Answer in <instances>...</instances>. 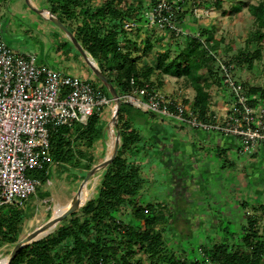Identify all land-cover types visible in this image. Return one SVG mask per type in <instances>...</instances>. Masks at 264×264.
<instances>
[{"label":"trees","instance_id":"16d2710c","mask_svg":"<svg viewBox=\"0 0 264 264\" xmlns=\"http://www.w3.org/2000/svg\"><path fill=\"white\" fill-rule=\"evenodd\" d=\"M148 1L150 6L155 2ZM49 3L51 12L63 21L74 16L70 10L71 4L80 5L76 0H49ZM120 3L121 0H111L94 13L84 11L88 21L94 25L88 27L81 24L80 33L74 34L83 49L97 61L98 67L120 96L132 87L145 83L156 89L157 81L151 79L154 74L158 77L165 75L184 79L193 89L194 96L192 99H183V102L201 119L208 120L211 112L208 92L210 84L201 80L198 71L206 67L209 61L216 64L218 81L224 86L223 76L212 49L201 37L189 33L184 36V49L176 56L166 61L168 54L164 51L158 54L155 65L145 63L140 67V58L134 56L131 49H124V46L132 44L131 36L142 29L147 19L144 12L140 11L139 5L124 8ZM193 4L194 1L185 3V8L179 13L178 21L181 25L184 26L183 19L187 12L192 11ZM215 6L219 8L221 1L216 0ZM248 11L259 27L255 33L261 40L264 37V31H260L264 29V3H251L248 5ZM106 15L110 17L109 20H105ZM126 22L135 23V28L127 31L123 27ZM166 31L172 37L176 36L173 32ZM203 35L200 33V36ZM145 43L148 47L151 46L149 40ZM259 57L260 51L256 50L245 55L242 62L251 65ZM227 61L235 66L238 63V60L237 63L234 60ZM93 85L111 98L104 85ZM245 87L249 97L256 95L264 100L263 87L247 83ZM251 101L255 102L253 99ZM129 106L128 103L121 102L118 111L121 145L114 159L101 169L96 194L82 207L63 218L53 231L18 250L9 264H147L142 255H145L151 264H207L209 261L212 264H264V228L259 232L256 219L247 212L244 223L237 225L241 228L238 240L230 244L227 241L215 242L202 247L200 259L187 257L184 250L179 251L176 246L173 247L166 241L165 227L176 221V214L165 213L168 204L163 198L153 200L145 193L150 188V180L142 170V162L138 156L147 155L152 151L151 147L147 148L146 135L125 118ZM150 115L154 116L153 113ZM100 121L101 112H96L85 124L62 125L52 131V160L76 161L75 151L83 156L81 148L76 149V146L92 148L94 141L101 134ZM68 135L72 136L71 139ZM74 149L76 150L73 152ZM92 163L93 159L90 158L86 170H89ZM33 172L42 183L46 181L47 165ZM24 218L23 206L6 205L0 208V245H15L19 240ZM221 229L227 232L228 228L223 226ZM229 232L232 237L237 235V232ZM139 252L142 255L137 256Z\"/></svg>","mask_w":264,"mask_h":264},{"label":"rangeland","instance_id":"374dc122","mask_svg":"<svg viewBox=\"0 0 264 264\" xmlns=\"http://www.w3.org/2000/svg\"><path fill=\"white\" fill-rule=\"evenodd\" d=\"M215 1L194 0L193 6L196 10L192 9V11L186 13L183 19L185 28L189 33H193L194 35L198 33L202 41L217 55L227 60H234L235 62L238 60L235 71L237 77L241 78L245 76L244 81L248 85L264 88V37L261 40L257 38L255 32L259 27L248 11L249 4L264 3V0H220L221 6L219 8L215 6ZM32 15L35 16V14ZM144 28L145 30L141 32V35L140 30L135 33L133 32L134 34L131 36L130 41L132 44L124 46V49H131L133 55L140 58V67H143L145 63L155 65L158 54L164 51H167L168 55L165 60L168 61L185 47L184 37H172L169 32L151 25ZM38 29L37 25L33 24L26 15L12 14L10 8L5 6V14L0 19V33L14 52L20 51L25 55H32L35 57L37 64H48V66L51 65L52 68L54 67L56 69L57 65L53 61V56H56V53L52 49L53 45H51V42H47V32H42ZM260 31L263 32L264 29H260ZM200 33L204 35L200 36ZM146 40L150 41L151 46L148 47L146 45ZM256 50L260 51V57L255 59L251 65L242 62L245 55L251 54ZM59 71L61 73H67V71L62 69H59ZM198 74L202 81H207L210 84L208 88L210 94L209 111L219 115L225 111L228 105L230 99L229 89L219 83L216 64L210 61L206 67L198 71ZM156 75L151 76V79L154 82L157 81L155 87L162 94L179 100L189 99L193 96V89L186 84L184 79L172 78L165 75L158 77ZM96 84L101 85L97 78ZM111 107L112 103L106 108V113L108 114L107 124L104 117L101 123L103 129L102 148L104 151L98 154L96 153L92 165L107 154L109 143L113 140L115 134L110 121ZM128 108L131 110L135 126L140 128L141 132L147 138L149 131L143 127V124L146 121L156 118L162 119L163 125H165L168 131L174 132L177 136L180 132L182 133L183 128H187L177 120L160 117L156 114L152 116L150 113L143 112L132 106ZM198 147L196 146V150L202 153V149ZM257 150L258 153L254 155L242 154L240 152L238 153V151H231L229 153L238 164L245 163V168L247 169L244 170L243 175L239 171L231 170L227 161L220 157L217 159L215 153L209 148L205 149L207 152L205 155L202 154L200 156V160L203 159V162L212 160L209 164L210 169L216 170V173L208 175V189L214 195L211 197H203L206 199V206H209L211 208L210 210H229L230 214L236 218V221L232 224L223 223L225 227L227 225V232L223 229H217V231L207 229L208 235H205L206 232L204 229L199 227V224L195 221H178L181 213L172 211L177 196H173L169 192L163 194L168 181V175L164 166L157 161L152 150L147 155H141L139 161L142 162V170L150 180L148 183L150 188L145 193L148 194V198L153 200L167 199L165 202H167L168 206L165 207V213L172 214L174 212L177 217L175 218L176 221L170 222L165 227L164 238L171 246H176L179 251L184 250L187 257L200 259L202 255L200 249L202 247H207L215 242L227 241L230 244L238 240L241 228L237 225L241 223L240 218L242 216L245 219L246 212L256 219L259 232L264 228V193H256V186L248 170L250 164L257 165L256 168H258L264 161V154L261 153V150ZM213 159L220 160V169L215 168ZM32 172L33 170H30L28 175L35 176L34 172ZM67 172L68 174L66 172H54L52 170L50 179L45 183L41 182L36 188V191L29 197L25 205H23L25 206V218L22 221L18 239L23 238L33 229L44 223L53 214L55 208L64 207L75 197L81 180L80 177L85 172L77 171L73 168ZM100 177L101 169L89 179L87 183L88 196L86 201L96 194ZM240 190L242 194L239 193ZM161 193L163 194L162 196ZM240 196L247 202L246 207L240 204ZM80 214L81 212H79ZM182 215L187 217L184 212ZM229 231L237 232V235L232 237L229 235ZM13 247L14 245L11 244L0 245V261L9 256ZM139 255H142L141 252L137 254V256ZM142 256L147 264H151L145 255ZM207 264L212 263L209 261Z\"/></svg>","mask_w":264,"mask_h":264},{"label":"built area","instance_id":"2783aa9c","mask_svg":"<svg viewBox=\"0 0 264 264\" xmlns=\"http://www.w3.org/2000/svg\"><path fill=\"white\" fill-rule=\"evenodd\" d=\"M193 1L155 0L145 14L146 23L184 37L189 31L178 16L185 3ZM135 26L133 22L123 25L127 31ZM212 54L230 92L228 105L219 115L209 112V119L203 120L183 100L164 95L148 83L132 87L120 96L121 101L187 128L235 136L240 139V152L251 155L264 142V100L246 94L245 76H236L235 64ZM112 102L91 81L37 64L34 56L14 52L0 36V208L22 207L36 191L41 181L28 172L52 163V131L85 124Z\"/></svg>","mask_w":264,"mask_h":264},{"label":"crops","instance_id":"0c3cea01","mask_svg":"<svg viewBox=\"0 0 264 264\" xmlns=\"http://www.w3.org/2000/svg\"><path fill=\"white\" fill-rule=\"evenodd\" d=\"M28 1L35 8H43L49 10L51 8L49 0ZM109 1L111 0H76V2L80 3V5L72 6L71 4L70 10L74 13V16L68 19H64V22L70 28L72 33L77 35L80 33L79 26L81 24H86V26L88 25V27L94 25V23H90L88 21V16L84 11L89 10L91 13H94ZM131 5H139L140 11L144 12V15L150 7V3L148 0H121L120 6L129 8L131 7ZM5 6L10 8L12 14L16 13L20 15H26L33 24L37 25V27L39 28L38 30L47 32V42H51V45H53V52L56 53V56H53V61L57 65L56 70L59 71V69H62L64 71H67V73L64 72V74L78 76L81 79H86L91 81L92 83H96L95 75L93 74L87 63L84 61V59L81 57V55L77 52L76 48L61 28L55 25L50 19L33 11L28 5H26V3L23 2V0H0V19H2L5 14ZM32 14H35V16ZM109 18L110 17L106 15L105 20H109ZM27 26L29 27L28 24ZM143 26L146 27L148 26V24L145 23ZM144 27L140 30V35L141 32L145 30ZM0 36L3 38L1 33ZM48 48L50 49V47ZM15 52L22 53L20 51ZM85 52L87 51L85 50ZM87 54L91 56L88 52ZM92 59L98 65L97 61L93 57ZM98 86H100V84H98ZM192 97H190L189 99H192ZM106 108L107 107H104L101 109V111H99L101 112V134L94 141L92 148L87 149L84 145L76 146V149L81 148L83 152V156H80L78 155V153H76V149L73 150V152L75 151L74 159H76V161L69 160L65 162H55L52 160V163L47 165L46 181L50 179L52 170L54 172H66L67 174V171L72 168L85 173L88 171L86 170V164L89 163V159H93L94 156H96V153L98 154L99 152L104 151V149L102 148L103 129L101 123L105 118L107 124L108 114L106 113ZM125 118L133 122L131 110L129 108H127L125 112ZM133 125L135 126L134 122ZM143 127L147 128L149 131L148 142L146 144L148 146L147 148L151 147V150L154 152L157 161L162 164V166H164L168 175L167 185L163 194L165 192H169L171 193V195L177 196V200L175 206H173L172 208V211H175V213H181L178 221H195L199 224V227L204 229L206 233L207 229H211L213 231L221 229V227L224 226L223 223H234L236 221V218L235 216L230 214L229 210L224 211L223 209H214V211L210 210L211 208L209 206H206V199L203 197H211L214 195V193L210 189H208V175L216 173V170L210 169L209 164L212 160L203 162V159L200 160V156L202 154L205 155L207 153L205 149L209 148L212 152L215 153L217 159L218 157H220L223 160L227 161L231 170L237 172L239 171L241 175H243L244 170L247 169L245 168V163L238 164L229 154L231 151H238V153L240 152V139L232 135H226L215 131H204L195 128L185 129L183 127H181L183 128L182 133L180 132V134L177 136L174 132L168 131L165 125H163L162 119L160 118L146 121L145 124H143ZM71 137V135H68V138L71 139ZM196 146H199L198 148L202 149V153L196 150ZM257 149L261 150V153L264 154V142L260 143ZM256 153H258V150L253 153V155ZM141 155L143 154H140L138 158L141 159ZM102 158H100V160ZM219 161L220 160L213 159V163L216 169L221 168V164L219 163ZM256 167L257 165L254 166L253 164H250L248 170L250 173V177L252 178L254 185L256 186V193L260 194L264 193V161L261 163V165H259L258 168ZM81 177L80 179H82ZM232 185L234 186V184ZM239 193L242 194L241 190L239 191ZM163 194L161 193V195ZM164 200L167 201V199ZM239 202L242 206L247 203L242 199V196L239 197ZM24 207L25 206H23V208ZM183 212L187 217H184V215H182ZM240 222L241 225L244 223L243 216L240 218Z\"/></svg>","mask_w":264,"mask_h":264},{"label":"water","instance_id":"95a60500","mask_svg":"<svg viewBox=\"0 0 264 264\" xmlns=\"http://www.w3.org/2000/svg\"><path fill=\"white\" fill-rule=\"evenodd\" d=\"M26 5H28L33 11L38 14L43 15L44 17L50 19L55 25L61 28L64 33L67 35L69 40L72 42L77 52L81 55L84 61L87 63L95 77L100 81L102 85H104L109 93L111 94L112 102V110H111V123L113 129L115 131V140L113 144V149L109 154H106L101 160L92 165L89 170L86 172L85 176L80 180L77 193H81L83 187L88 183L89 179L100 169L105 167L108 163H110L114 157L116 156L120 145H121V133L118 129V111L121 105L120 95L115 88V86L106 78V76L102 73L98 65L93 61L92 57L85 52L81 44L78 42L70 28L67 24L55 13L51 12L49 9L43 8H35L33 7L28 0H23ZM86 202L75 200L70 205H66L59 213L56 215H51L44 223L33 229L30 233H28L23 238L19 239L13 249L11 250L9 256L6 259L0 261V264H9L11 259L15 256L18 250L22 247L27 246L28 244L40 239L43 235L52 227L56 226L63 218L76 211L80 207H82Z\"/></svg>","mask_w":264,"mask_h":264},{"label":"bare ground","instance_id":"6f19581e","mask_svg":"<svg viewBox=\"0 0 264 264\" xmlns=\"http://www.w3.org/2000/svg\"><path fill=\"white\" fill-rule=\"evenodd\" d=\"M114 140H115V135H114V137H113V140L109 143V148H108V151H107V154H109L111 151H112V149H113V144H114ZM87 196H88V188H87V184L83 187V189H82V191H81V193H77L76 195H75V197L68 203V204H66V205H70L73 201H75V200H80V201H84L86 198H87ZM65 205V206H66ZM64 206V207H65ZM64 207H61V208H55L54 209V212H53V214L52 215H56L57 213H59L62 209H65ZM55 227V226H54ZM54 227H52L51 229H53ZM51 229H49L43 236H45L46 234H48L50 231H51Z\"/></svg>","mask_w":264,"mask_h":264}]
</instances>
